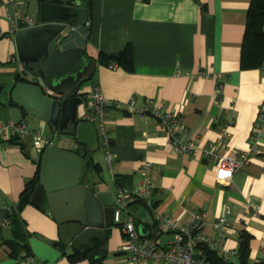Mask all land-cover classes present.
I'll return each instance as SVG.
<instances>
[{
	"label": "crops",
	"instance_id": "0c3cea01",
	"mask_svg": "<svg viewBox=\"0 0 264 264\" xmlns=\"http://www.w3.org/2000/svg\"><path fill=\"white\" fill-rule=\"evenodd\" d=\"M41 1L0 0V119H23L45 134L55 130L52 146L76 149L101 166L100 173L93 169L89 175H97L100 187L112 192L113 203L116 176H128L124 186H134L141 179L143 161H149L148 174L155 181L152 204L156 209L179 221L202 213L206 238L203 244L214 245L219 255L236 251L240 233L247 231L251 235L248 262L263 260L264 133L257 141L256 154L233 173L229 182H224L216 178L212 158L174 152L158 117L144 110L146 105L156 104L178 112L187 127L184 138L195 139L207 149L233 153L249 147L250 131L264 103V74L258 67L239 65L250 0H91L88 5L80 4L79 19L90 25V35L84 43L87 56L95 58L100 51H118L127 42L133 51L131 69L94 62L91 77L83 80L73 94L79 101L78 120L89 109L87 91L93 81L99 82L103 94L112 101L133 100L136 107L143 109L142 113L115 106L106 110L105 125L114 155L111 169L106 168L96 127L97 140H91L89 149L76 141L70 121L60 130L47 120L27 115L11 99L15 74L32 75L25 72L27 69L17 57L15 31L29 25L19 15L30 14L37 23ZM199 70L204 75H196ZM218 72L224 74L221 105L214 97L215 79L207 74ZM232 114L227 141L221 143V122ZM42 151L33 146L30 138L0 142V207L16 203ZM129 211L140 235L154 238L160 246L172 240L171 231L156 223L150 225L141 213ZM149 214L152 216L150 211ZM223 215L227 223L221 236L214 222ZM21 216L30 232L32 258L53 264H90L87 258L70 261L69 254L58 248V223L48 209L28 203ZM8 235V231H0V236ZM124 240L120 225L113 222L103 243L97 239L90 243L105 249V262L132 264L130 254L121 247ZM235 255L230 256L232 262L237 261ZM17 260L9 256L5 244H0V264H16ZM136 264L168 263L143 257Z\"/></svg>",
	"mask_w": 264,
	"mask_h": 264
},
{
	"label": "water",
	"instance_id": "95a60500",
	"mask_svg": "<svg viewBox=\"0 0 264 264\" xmlns=\"http://www.w3.org/2000/svg\"><path fill=\"white\" fill-rule=\"evenodd\" d=\"M80 9V0H42L38 22L15 31L17 57L32 75L15 81L10 96L27 115L47 120L60 130L70 121L76 141L90 149L91 140H97L95 126L78 120L79 101L73 96L80 83L91 77L94 66L84 50L90 25L79 19ZM93 169L91 160L76 149L50 146L41 154L39 181L30 203L48 209L55 218L67 255L93 239L103 243L113 223L112 192L100 187L97 175H89ZM129 208L150 225L156 223L145 205L134 203ZM4 214L0 207V221Z\"/></svg>",
	"mask_w": 264,
	"mask_h": 264
},
{
	"label": "built area",
	"instance_id": "2783aa9c",
	"mask_svg": "<svg viewBox=\"0 0 264 264\" xmlns=\"http://www.w3.org/2000/svg\"><path fill=\"white\" fill-rule=\"evenodd\" d=\"M19 18L23 19L29 25L34 22L30 14H20ZM109 65L111 67L118 66L116 62H111ZM258 68L264 74V62ZM207 74L215 79L214 97L216 102L221 105L224 74L222 72ZM196 75H204V72L199 70ZM87 97L89 100V109L81 120L90 121L95 125L100 145L104 150L106 168L111 169L114 155L111 151L110 137L105 125L106 110L111 106H115L118 108L125 107L142 113L143 109L136 107L133 100L127 103L112 101L103 94L98 81L92 82L90 89L87 91ZM144 110H148L158 117L159 124L166 133L167 142L174 152L200 154L202 157L212 158L216 168L215 176L219 181L224 182H229L233 173L243 167L253 154H256L258 151L257 141L264 133V103L260 104L256 115L257 123L250 131L249 147L233 153H220L214 149H207L200 146L195 139L184 138L183 133L187 130V127L178 112L167 110L156 104L146 105ZM233 118L234 114L221 122L218 136V140L221 143L227 141L229 134L228 128L233 122ZM54 134L55 130L48 134L42 133L40 129H34L23 119L8 120L5 122L0 119V142L6 139L30 138L33 146L44 149L53 145L52 138ZM149 165V161H143L139 169L141 179L136 185L131 187L117 186L114 192L113 222L120 225L125 235V240L121 245L122 249L130 254L132 264H136L143 257L160 259L168 264H206L198 256L200 246L206 240L202 232L204 221L202 213H194L189 219L179 221L171 214L156 209L152 204L151 196V191L155 187V181L148 174ZM134 203L145 205L152 214L156 224L172 232L173 238L167 245L160 246L154 238L140 235L132 214L129 211V206ZM4 209H9V205H6ZM226 220V215H223L214 222V226L219 228V234L221 236L224 235ZM8 224V218L0 221L2 227H6ZM209 244L211 248L215 247L211 243ZM235 252L223 253L221 256L225 260H230V256L235 255ZM16 264L53 263L50 261H38L31 256H27L18 259Z\"/></svg>",
	"mask_w": 264,
	"mask_h": 264
},
{
	"label": "trees",
	"instance_id": "16d2710c",
	"mask_svg": "<svg viewBox=\"0 0 264 264\" xmlns=\"http://www.w3.org/2000/svg\"><path fill=\"white\" fill-rule=\"evenodd\" d=\"M90 9V8H89ZM89 14V13H88ZM264 58V0H250L246 11L245 28L241 42V54L239 65L241 68L259 67ZM94 62L100 64H108L116 62L118 65L131 69L133 64L132 46L127 42L120 50L113 52L100 51L93 58ZM15 81L23 80L24 77L20 73H16ZM20 147H23L22 142H18ZM25 152V151H24ZM83 154V153H82ZM84 156H87L84 153ZM96 172H101V166L98 163L92 162ZM40 157L36 162L34 174L25 182L20 191L17 201L9 205L6 209L4 218L9 219V224L6 227L0 225V231L9 232L8 236H0V244H5L8 248L9 256L15 259H21L26 256H31V249L28 242L30 232L25 227L24 219L21 216L22 209L30 203L32 192L39 181ZM128 176L119 175L115 178L117 186L127 184ZM3 218V219H4ZM251 235L247 231H242L239 236V244L236 249V259L243 264H264V259L258 262L249 263L248 255L250 251L249 241ZM58 248L64 252L65 246L61 242L56 243ZM105 249L99 246L98 243H90L79 248H75L67 257L70 261H77L87 258L90 264H112L104 260ZM198 256L206 264H220L222 262L231 263V260H225L218 252L203 244L200 246Z\"/></svg>",
	"mask_w": 264,
	"mask_h": 264
},
{
	"label": "rangeland",
	"instance_id": "374dc122",
	"mask_svg": "<svg viewBox=\"0 0 264 264\" xmlns=\"http://www.w3.org/2000/svg\"><path fill=\"white\" fill-rule=\"evenodd\" d=\"M91 2V0H80V4L88 5Z\"/></svg>",
	"mask_w": 264,
	"mask_h": 264
}]
</instances>
